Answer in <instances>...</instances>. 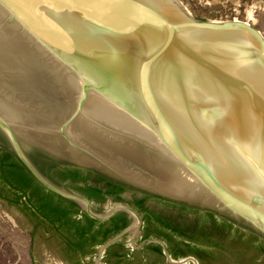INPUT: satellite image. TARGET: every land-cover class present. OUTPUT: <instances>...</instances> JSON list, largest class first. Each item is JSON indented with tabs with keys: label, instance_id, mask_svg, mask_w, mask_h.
<instances>
[{
	"label": "water",
	"instance_id": "1",
	"mask_svg": "<svg viewBox=\"0 0 264 264\" xmlns=\"http://www.w3.org/2000/svg\"><path fill=\"white\" fill-rule=\"evenodd\" d=\"M0 145L89 217L130 215L92 264L138 244L168 264H264L261 243L233 244L264 238V37L246 22L179 0H0ZM34 151L132 187L92 205ZM147 213L173 217L174 241L141 234Z\"/></svg>",
	"mask_w": 264,
	"mask_h": 264
},
{
	"label": "rangeland",
	"instance_id": "2",
	"mask_svg": "<svg viewBox=\"0 0 264 264\" xmlns=\"http://www.w3.org/2000/svg\"><path fill=\"white\" fill-rule=\"evenodd\" d=\"M179 1L200 20H239L264 37V0ZM6 195L0 187V264H92L85 257H72L61 237L43 222L34 221L28 208L15 205ZM151 263L168 264L138 244L126 264Z\"/></svg>",
	"mask_w": 264,
	"mask_h": 264
},
{
	"label": "trees",
	"instance_id": "3",
	"mask_svg": "<svg viewBox=\"0 0 264 264\" xmlns=\"http://www.w3.org/2000/svg\"><path fill=\"white\" fill-rule=\"evenodd\" d=\"M69 178L73 181L80 180L75 172H71ZM0 187L6 191V198L8 196L12 197L11 201L15 205L22 204L25 209L28 208L30 211L29 216L34 221L39 220L50 226L51 229H55L67 243L72 257L77 255L85 257L93 254L97 247L105 244L110 238L127 227V224L120 223L118 218L100 222L85 213H81L76 204L41 186L20 161L14 160L13 154L2 150H0ZM81 189L87 193L93 191L96 195L101 192V189L91 187ZM91 195L89 197H92ZM207 218L212 220L215 227L219 226L215 215L211 212H207ZM222 225L226 228L230 224L224 221ZM229 227L231 228V226ZM179 242L189 247L184 243L186 242L185 239ZM256 242L261 243L262 246L264 245V240H257V237H243L238 241H234L233 244L240 247L254 248ZM65 250L67 251L66 248ZM157 252L163 255L160 250H157ZM107 255L112 257L110 252ZM114 255L122 258L117 253H114Z\"/></svg>",
	"mask_w": 264,
	"mask_h": 264
},
{
	"label": "flooded vegetation",
	"instance_id": "4",
	"mask_svg": "<svg viewBox=\"0 0 264 264\" xmlns=\"http://www.w3.org/2000/svg\"><path fill=\"white\" fill-rule=\"evenodd\" d=\"M0 150L8 152L10 154H13L14 160H16L18 162L20 161L17 158V156L12 151H10L8 148L0 145ZM30 158L34 162V164L37 166V168L40 170V172L43 175H45L49 180H51L55 184H61V182H62L65 185L66 184L75 185L76 189H77L76 194L88 199L92 203V205L93 204L94 205L99 204V203L101 204L103 202L104 198L108 195L120 196L121 193H123L125 190H127V187H132V186H129L128 184L123 183L122 181L110 178V177H108V176H106V175H104L98 171H95V170L83 168L80 166H76V165L64 163V162L59 163L55 159L47 157L43 153H40L37 151H34L32 154H30ZM21 164L24 165L22 162H21ZM27 170H28V168H27ZM28 172L35 178L36 182H38L41 186L46 188L43 184H41L36 179V177L29 170H28ZM71 172L77 173V176L80 180L79 181H73L71 178H69V177H71ZM92 178L97 180L96 184L91 183ZM97 183H99V185ZM84 187L101 189V192H98L97 195L93 191H90V192L88 191V193H87L81 189ZM46 189L48 191L54 192L52 190H49L48 188H46ZM144 192L149 196H155V195L161 196L158 194L151 193L149 191H144ZM55 194H57V193H55ZM57 195H59V194H57ZM90 195L92 197H89ZM161 197L163 198L164 196H161ZM164 198H167V197H164ZM67 200H69V199H67ZM164 200H166V199H164ZM167 200H169V198H167ZM171 200H173V199H171ZM142 201H144V200H142ZM74 204H76V203H74ZM77 206L80 209L79 205H77ZM80 212L84 213L81 209H80ZM112 218H118V220H120V223L127 224V227L125 229H127L129 227L131 217L127 212H125V211L119 212ZM121 219H122V221H121ZM140 222L141 223H140L139 231L143 235H145L149 230L157 231V232H160L166 236H169L172 239V241H174V234H178V231L174 227L173 217H171L169 219L168 217H165V216H160V215L153 216L152 213H147V215L144 216ZM145 222L148 223V226H144ZM175 232H177V233H175ZM260 240H264V238L260 237Z\"/></svg>",
	"mask_w": 264,
	"mask_h": 264
}]
</instances>
